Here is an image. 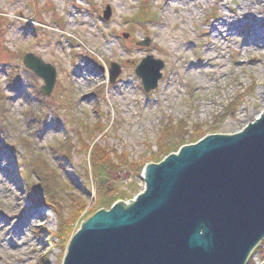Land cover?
Here are the masks:
<instances>
[{
	"label": "rangeland",
	"instance_id": "obj_1",
	"mask_svg": "<svg viewBox=\"0 0 264 264\" xmlns=\"http://www.w3.org/2000/svg\"><path fill=\"white\" fill-rule=\"evenodd\" d=\"M263 19L264 0H0V264H64L86 219L144 192L163 149L256 122ZM27 54L56 68L50 97ZM149 55L164 68L147 93L135 69ZM94 142L120 166L105 180L85 148ZM247 264H264V241Z\"/></svg>",
	"mask_w": 264,
	"mask_h": 264
},
{
	"label": "water",
	"instance_id": "obj_2",
	"mask_svg": "<svg viewBox=\"0 0 264 264\" xmlns=\"http://www.w3.org/2000/svg\"><path fill=\"white\" fill-rule=\"evenodd\" d=\"M24 65L50 97L56 68L33 54ZM163 68L151 55L137 67L147 93ZM119 74L112 63L111 82ZM142 177L147 190L135 201L81 224L64 264H246L264 240V112L239 133L209 135L149 164Z\"/></svg>",
	"mask_w": 264,
	"mask_h": 264
},
{
	"label": "trees",
	"instance_id": "obj_3",
	"mask_svg": "<svg viewBox=\"0 0 264 264\" xmlns=\"http://www.w3.org/2000/svg\"><path fill=\"white\" fill-rule=\"evenodd\" d=\"M148 17V15H144V17ZM140 19V18H139ZM86 150L92 160V169L93 174L98 180H105L107 178V175L109 174V171L114 168H119L120 166H115V159L111 158L110 153L107 152V149H103L101 145L98 143H95L93 146L86 145ZM178 147L172 146L168 147L164 150V153L170 154L171 152H176ZM123 155H121L122 159ZM124 164V162H123ZM142 171V170H141ZM118 196L124 197L125 195L123 193L118 194ZM117 198V196L113 197L112 199H109L111 202ZM108 202V200H104L103 204L105 203H111ZM112 205V203L110 204ZM85 209L84 205H81L79 207V211H83ZM79 214V213H78ZM77 214V217H78Z\"/></svg>",
	"mask_w": 264,
	"mask_h": 264
},
{
	"label": "bare ground",
	"instance_id": "obj_4",
	"mask_svg": "<svg viewBox=\"0 0 264 264\" xmlns=\"http://www.w3.org/2000/svg\"><path fill=\"white\" fill-rule=\"evenodd\" d=\"M177 1H178V0H177ZM173 3H175V2H173ZM263 20H264V19H263ZM228 26H229V25L227 24V22H225V25L219 24V26H217V30H218V32L220 33L219 35H221V34H224V35H225V36H224V40H225L226 43L229 42V38H230V36L232 35V34H231V30L228 29ZM222 32H223V33H222ZM256 35L258 36V33H256ZM144 42H145V41H144ZM140 43H142V42H140ZM140 43H139V44H140ZM251 49H252V48H251ZM261 49H262V48H261ZM93 50H94V51H100L99 47H98V46H94V45H93ZM257 50H258V49H257ZM258 51H260V48H259ZM143 60H144V59H143ZM143 60H142V61H143ZM140 64H141V63H140ZM140 64H139V65H140ZM139 65H138V66H139ZM24 66H25V65H24ZM118 66H119V65H118ZM138 66H137V67H138ZM53 67H54V66H53ZM136 69H137V68H136ZM136 69H135V72H136ZM140 80H141V83H142V85H143V82H142V79H141V78H140ZM143 89H144V86H143ZM262 90H264V87L262 88ZM144 91H145V89H144ZM145 92H146V91H145ZM261 95H262V94H261ZM204 112H207L206 107H204ZM261 116H262V115H261ZM261 116H260V118H261ZM260 118H259V119H260ZM257 120H258V119H257ZM203 139H204V138H203ZM203 139H201V140H203ZM201 140H200V141H201ZM95 143H98V142H94V143H92L90 146H93ZM196 143H198V142H196ZM196 143H194V144H196ZM165 149H166V148H165ZM165 149H163V151H164ZM180 149H181V148H180ZM180 149H179V150H180ZM107 152L110 153L111 158H114V157H113V152H110V151H108V150H107ZM172 153L178 154V152H171L170 154L167 153V155L165 156V158H164L163 160H161L160 162L165 161V159H166L168 156H170ZM111 154H112V155H111ZM160 162H158V163H160ZM109 173H110V172H109ZM146 190H147V189H146V187H145L144 192H145ZM144 192H143V193H144ZM143 193H142V194H143ZM125 204H126V203H125ZM259 245H260V243H259ZM259 245H258V246H259ZM258 246H257V247H258ZM257 247H256V248H257Z\"/></svg>",
	"mask_w": 264,
	"mask_h": 264
}]
</instances>
